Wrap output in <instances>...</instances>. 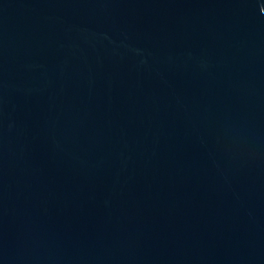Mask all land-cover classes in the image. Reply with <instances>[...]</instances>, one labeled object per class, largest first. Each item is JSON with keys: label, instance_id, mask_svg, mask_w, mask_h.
Masks as SVG:
<instances>
[{"label": "water", "instance_id": "water-1", "mask_svg": "<svg viewBox=\"0 0 264 264\" xmlns=\"http://www.w3.org/2000/svg\"><path fill=\"white\" fill-rule=\"evenodd\" d=\"M0 264H264V0H0Z\"/></svg>", "mask_w": 264, "mask_h": 264}]
</instances>
